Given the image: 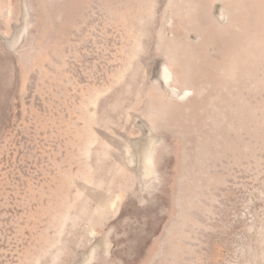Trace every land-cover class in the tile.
Instances as JSON below:
<instances>
[{"label": "rangeland", "instance_id": "374dc122", "mask_svg": "<svg viewBox=\"0 0 264 264\" xmlns=\"http://www.w3.org/2000/svg\"><path fill=\"white\" fill-rule=\"evenodd\" d=\"M0 264H264V0H0Z\"/></svg>", "mask_w": 264, "mask_h": 264}, {"label": "bare ground", "instance_id": "6f19581e", "mask_svg": "<svg viewBox=\"0 0 264 264\" xmlns=\"http://www.w3.org/2000/svg\"><path fill=\"white\" fill-rule=\"evenodd\" d=\"M156 68H157V67H156ZM157 69H158V68H157ZM162 69H163V68H162ZM163 71H164V70H163ZM163 71H162V72H163ZM165 71H166V70H165ZM165 71H164V72H165ZM156 73H158V72H156ZM156 73H155V74H156ZM168 73H169V72H168ZM168 73H167L166 75H168ZM170 76H171V75H170ZM163 78H164V76H163ZM167 78H168V77H167ZM165 81H166V80H165ZM167 81H168V79H167ZM169 81H170V80H169ZM151 82H152V81H151ZM163 82H164V79H163ZM166 84H167V83H166ZM122 104H123V103H122ZM150 115H151V114H150ZM148 116H149V114H148ZM151 116H152V115H151ZM176 120H177V119H176ZM151 121H152V120H151ZM177 121H179V119H178ZM151 124H152V123H151ZM163 134H164V132H163ZM143 137H144V136H143ZM142 142H143V141H142ZM151 142H152V141H151ZM155 144H156V143H155ZM152 145H153V144H152ZM150 147H152V146H150ZM153 147H154V146H153ZM140 150H141V149L138 148V152H139V153H141ZM145 153H146V152H145ZM148 153H149V152H148ZM135 155H136V154H135ZM134 157H135V156H134ZM140 159H141V158H140ZM146 162H147V161H146ZM148 164H149V163H148ZM146 165H147V164H146ZM147 167H148V166H147ZM146 170H147V169H146ZM146 170H145V171H146ZM148 171H149V167H148ZM149 174H150V173H149Z\"/></svg>", "mask_w": 264, "mask_h": 264}]
</instances>
